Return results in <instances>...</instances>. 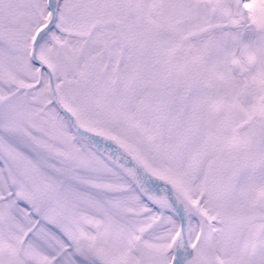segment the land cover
I'll list each match as a JSON object with an SVG mask.
<instances>
[{"label":"snow or ice","instance_id":"6c2138e0","mask_svg":"<svg viewBox=\"0 0 264 264\" xmlns=\"http://www.w3.org/2000/svg\"><path fill=\"white\" fill-rule=\"evenodd\" d=\"M0 264H264V0H0Z\"/></svg>","mask_w":264,"mask_h":264}]
</instances>
